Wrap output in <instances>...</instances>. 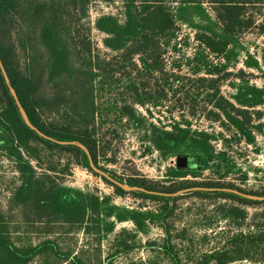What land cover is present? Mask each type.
Returning a JSON list of instances; mask_svg holds the SVG:
<instances>
[{"label":"trees","instance_id":"16d2710c","mask_svg":"<svg viewBox=\"0 0 264 264\" xmlns=\"http://www.w3.org/2000/svg\"><path fill=\"white\" fill-rule=\"evenodd\" d=\"M90 1L0 0V62L9 81L7 84L0 68V156L14 163L19 180L7 201L6 211L0 210V264H87L82 256L89 249L74 254L72 250H62L52 239L23 246L14 242L12 234L18 229L10 215L14 211L23 215L24 222L37 234L53 235L60 233L59 229L80 230L88 239L87 245L94 243L97 247L94 264H102L100 240L102 235L113 229L112 223L103 222L101 218L108 217L113 211L107 204L108 199L100 200L96 195L83 194L55 183L52 173L58 172L57 167L54 164L43 166L42 162L45 153H58L56 165L61 166L59 172L63 175L70 163L90 172L91 165H97V145L90 124L94 114V83L108 72L92 53L90 42L72 36L73 17H85ZM261 1L207 0L214 11L210 15L199 0H123L122 19L102 14L95 19L93 27L105 35L103 46L116 58L128 63L136 75L143 72L149 77L163 74L168 47L175 53L179 52L175 42L179 37L178 24L194 30L198 48L186 58L187 75L181 73L180 64H174L175 72L170 76L175 87L188 82L192 85L194 97L202 96L208 105L204 119L217 123L228 132V138H222V141L255 145L256 134L264 136V123L261 122L264 114L256 110L264 105V89L252 84L250 78L253 75L243 69L236 75L238 83L230 84L234 89L230 99L220 93V86L231 75L227 70L230 62L244 50L238 35L252 24L249 18L244 17L246 7ZM172 2L177 3L174 14L169 7ZM20 55L24 57L22 67ZM243 65L260 72L264 82V70L253 56L247 53ZM114 75L115 70L111 77ZM10 87L31 126L43 136L25 123ZM127 90L133 103L141 106L147 103L156 106L152 99L164 97L162 91L156 90L144 92L147 98H142V88L137 81L131 82ZM121 113L127 121L143 125V120L136 118L132 106H122ZM190 115L194 113L190 112ZM150 136V142L164 158L186 154L189 161L184 169L168 168L166 177L169 185L145 178L130 177L124 181L118 178L119 184L142 190L125 191L120 185L110 183L117 196L130 194L164 204L158 211L126 212L138 230H143L146 222L164 223L174 209L169 208L168 203L177 199L170 194L180 190L215 189L212 192L216 197L234 198L244 204H258L260 201L247 200L222 190L264 196V192L244 191L220 182V179L178 182L187 176L195 179L208 169L222 179L236 168L224 150L217 151L212 146L211 141L217 139L216 136L204 130H192L189 121L174 122L169 131L152 125ZM72 142L79 143L87 152L70 144ZM101 153L105 155L104 148ZM61 154L67 156L63 164H60ZM107 161L110 163L113 159ZM246 178L243 174L241 181ZM205 193L195 191L194 195L202 197L207 195ZM217 209L219 219L228 223L240 226L245 220L244 210L235 204H221ZM118 218L122 220L126 216L119 215ZM162 228L161 252L172 264H181L172 241L182 240V235H171L169 227L162 225ZM201 238L204 240L207 236ZM221 243L200 254L193 264H228L244 260L262 263L264 223L257 224L252 231L228 234Z\"/></svg>","mask_w":264,"mask_h":264},{"label":"rangeland","instance_id":"374dc122","mask_svg":"<svg viewBox=\"0 0 264 264\" xmlns=\"http://www.w3.org/2000/svg\"><path fill=\"white\" fill-rule=\"evenodd\" d=\"M199 1L210 15L214 14L213 7L207 0ZM122 2L123 0H91L85 17L79 15L73 17L75 23L72 26V36L88 40L92 53L98 57V62L105 72H108L105 77H98L94 83V114L90 124L93 126V139L97 145V165L93 164L90 172L70 163L63 175L59 172L61 166L56 165L58 153H45L42 158L43 166L54 164L57 167L58 172L52 173L55 183L83 194L96 195L100 200L108 199L107 204L113 211L108 217L101 216V218L103 222L112 223L113 229L102 235L100 240L99 254L102 264H172L160 250L164 236L162 225L169 227L171 235H182V240L173 239L172 243L177 247L181 264H193L203 252L222 245V238L228 234L240 230L252 231L257 224L264 223V196L246 195L232 189L222 190L224 193H233L247 200L260 201L258 204H244L234 198L216 197L212 192L215 189L180 190L170 194L177 199L168 203V207L174 209L164 223L146 222L143 230H138L126 212L158 211L164 204L161 201L146 200L130 194L117 196L110 183L117 185L118 178L124 181L130 177H137L169 185L170 182L166 177L168 168L176 167L177 157H186L187 163L189 158L186 154L164 158L150 142L151 126L155 125L157 128L169 131L174 122L187 120L192 130H204L216 136L217 139L211 141L212 146L217 151L224 150L227 157L236 164V168L222 179L213 170L208 169L202 171L195 179L187 176L178 182L220 179V182L232 184L244 191L264 192V136L256 134L255 145H247L242 141L239 143L231 140L222 141V138H228V132L217 123L204 119L208 105L202 96L195 98L192 85L188 82L179 88L175 87L174 80L170 76L172 72H175L174 64H180L181 73L187 75L186 58L191 57L198 48L195 32L187 26L178 24L179 37L175 42L179 52L175 53L171 47L167 48L162 75L149 77L143 72L136 75L128 63L120 61L114 53L106 49L102 43L105 35L94 29V21L102 14H112L122 19ZM176 6L177 3L169 4L172 14ZM246 8L244 17L249 18L252 24L250 28L238 35L244 50H241L239 56L230 62L227 70L231 75L220 86V93L228 99L234 93L230 84L238 83L236 75L240 69L252 74L250 82L264 89L260 72L247 69L243 65L248 53L264 70V0L261 3H251ZM212 59L214 62L217 61L214 57ZM19 64L21 67L24 65L22 55L19 56ZM114 70L115 75L112 78L111 73ZM133 81L139 82L142 98H147L144 92L153 93L156 90L162 91L164 97L152 99L151 102H156V106L149 103L144 106L134 104L132 95L127 90V86ZM124 105L133 107L136 118L143 120L142 126H137L133 121H127L126 117L122 116L121 108ZM256 110L264 114V105L257 107ZM190 112L194 115H190ZM261 122L264 123V118ZM102 148L105 149V155L101 153ZM110 158L113 161L108 163L107 159ZM59 159L60 164H63L67 156L61 154ZM33 164L35 165L34 162ZM36 170L41 172L38 168ZM243 174L247 176L245 181H241ZM18 184V174L14 163L3 155L0 156V210L2 212L6 211L7 201ZM119 185L125 186L122 183ZM195 191H205L207 195L199 197L194 195ZM221 204H235L241 207L246 214L244 222L236 226L219 219L217 207ZM10 215L13 216L14 223L18 227L12 234V239L17 244L34 245L44 239H52L62 250H72L74 254H79L80 250L89 249V252H85L86 254L82 257L87 264L95 263L94 251L97 247L94 243L88 246V239L80 230L59 229L60 233L53 235L37 234L32 232L31 227L24 222V217L19 212L14 211ZM119 215L126 218L120 220ZM204 235L207 238L203 240L201 237ZM228 264H264V262L244 260Z\"/></svg>","mask_w":264,"mask_h":264},{"label":"water","instance_id":"95a60500","mask_svg":"<svg viewBox=\"0 0 264 264\" xmlns=\"http://www.w3.org/2000/svg\"><path fill=\"white\" fill-rule=\"evenodd\" d=\"M0 68H1V71H2V73H3V76H4V78H5L6 83L9 84L8 78H7V76H6V72L4 71L1 62H0ZM9 90H10V93L12 94V96L14 97V99L16 100V103H17V105H18V107H19L20 113H21V115H22V117H23L25 123H26L30 128L34 129V130H35L40 136H43L40 132H38V131H37L33 126H31V124L29 123V121H28V119H27V117H26V115H25L23 109L20 107L19 102L17 101V97H16V94H15L13 88L10 87ZM70 144L77 145V146L81 147L85 152H87V150L85 149V147H83V146L80 145L79 143L72 142V143H70ZM91 166H92V165H91ZM176 167L179 168V169H184V168H186V167H187V158H186V157H177V159H176ZM118 185H119V184H118ZM120 186H121L124 190H127V191H136V190L142 191V190L137 189V188H130V187L126 186V185H125V186L120 185Z\"/></svg>","mask_w":264,"mask_h":264}]
</instances>
